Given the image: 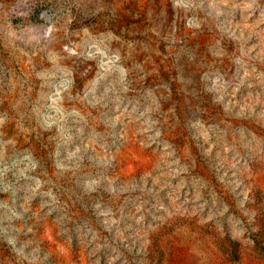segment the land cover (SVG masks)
<instances>
[{
	"label": "rangeland",
	"instance_id": "obj_1",
	"mask_svg": "<svg viewBox=\"0 0 264 264\" xmlns=\"http://www.w3.org/2000/svg\"><path fill=\"white\" fill-rule=\"evenodd\" d=\"M27 7L24 0H13L0 15L14 25L18 20L10 14ZM112 11L118 18L111 25L97 21L95 27H106L119 37L111 47L127 58L125 66L143 69L141 83L165 82L158 90L145 91L158 108L166 138L181 153L177 159L188 168L179 177L170 176L169 182H183L182 192H198L205 202H212L215 208L208 212L218 210L232 217V231L243 230L242 239L255 241V248L233 239L222 226L202 229L198 223H178L161 228V222L171 224L179 213L161 201L160 221L153 219L157 200L146 193L143 177L160 162L155 145L145 149L141 131L127 120L113 126L91 108L82 112L88 114L82 135L75 129L61 133L56 126L45 131L33 122L9 126L6 134L16 138L22 152L28 150L34 168L24 166L30 179L0 184V229L14 230L21 243L36 251V264H264V135L258 131L264 129V119L255 110L252 116L225 117L223 104L212 91L218 73L240 85L235 102L251 103L250 95L264 87V36L241 39L238 31L233 35L215 25L201 24L202 31L188 27L189 21L194 25L203 19L189 7V0H115ZM161 14L169 17V24L183 22L173 37L176 42H195L202 53L198 64L205 71L201 89L196 90L202 103L183 92L171 75L176 49L168 42V30L154 20ZM239 60L248 65L246 78ZM15 70L31 88L32 70L39 71L35 61L31 69L25 63ZM46 77L41 71L39 78ZM186 120L219 127V144L213 137L207 158L199 153L195 134L189 136L188 129L180 127ZM241 132L247 139L237 144ZM252 137L258 143L248 145ZM151 181L150 177L146 182L148 189ZM191 215H200L195 205ZM106 219L119 220V229L104 226ZM0 257V264H17L7 250L0 249Z\"/></svg>",
	"mask_w": 264,
	"mask_h": 264
},
{
	"label": "clouds",
	"instance_id": "obj_2",
	"mask_svg": "<svg viewBox=\"0 0 264 264\" xmlns=\"http://www.w3.org/2000/svg\"><path fill=\"white\" fill-rule=\"evenodd\" d=\"M12 3L13 0H0V13ZM24 3L28 5L26 11L10 14L15 15L18 23L13 25L0 15V184L11 183L13 179L17 182L30 179L25 177L24 166L34 168L28 150L22 152L16 138L6 134L12 123L33 122L45 131L56 126L61 133L75 129L76 135H82V129L88 123V114L82 112L91 108L101 112L105 121L113 126L127 120L129 125L141 131L145 149L151 150L155 145L160 162L152 173L143 177L146 193L157 200L153 219L160 221L161 201L179 213L171 224L161 222V228H171L178 223H198L202 229L222 226L233 239L254 249L255 241L242 239L243 230L232 231V217L218 210L208 212L207 208H215L212 202H205L198 192H182L183 182L179 185L169 182L170 176L179 177V173L187 172L188 168L177 159L181 153L166 138V129L157 119L158 108L151 102L152 95L145 91V88L158 90L165 82L157 79L152 84L141 83L143 69L135 64L125 66L127 58L111 47V42L118 41L119 37L106 27H95L97 21L107 26L118 18L112 11L115 0H24ZM189 7L203 17L198 24L189 21L188 27L193 29L202 31L201 24L215 25L233 35L238 31L241 39L248 35L264 36V0H189ZM72 20L75 24L70 23ZM154 20L162 23L163 29L169 32L168 42L175 44L176 51L171 55L175 71L171 75L182 85L183 92L196 103H202V98H196L200 95L196 90L202 86L201 73L205 71L198 64L202 53L195 42L184 44L173 39L184 27L183 22L169 24L166 14L156 16ZM34 61L39 71L32 70V87L27 88L29 81L16 72L15 66L27 63L31 69ZM238 64L245 69L244 78L250 75L243 60ZM41 71L47 73L43 81L39 78ZM214 75L212 91L217 102L223 104L225 117L252 116L255 110V114L264 119V87L256 96L250 95L251 103L245 102L241 106L235 102V91L240 85L226 81L218 73ZM64 104L69 107L63 108ZM180 127L187 128L189 136L195 134L199 153L205 158L212 153L213 137L219 144L222 135L218 126L206 128L200 120H186ZM258 131L264 135V129ZM245 139L241 132L236 143L243 144ZM253 142L258 143L256 137H252L248 145ZM238 157L237 153L234 157L237 163ZM150 177L152 188L148 189L146 182ZM193 205L200 213L197 217L191 215ZM104 226L117 231L120 221L106 219ZM0 249L7 250L17 264H36L38 253L21 243L14 230L0 229Z\"/></svg>",
	"mask_w": 264,
	"mask_h": 264
}]
</instances>
